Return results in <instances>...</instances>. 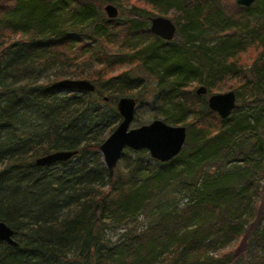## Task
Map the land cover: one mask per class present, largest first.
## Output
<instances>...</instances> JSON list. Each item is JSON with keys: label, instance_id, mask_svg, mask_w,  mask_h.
Wrapping results in <instances>:
<instances>
[{"label": "trees", "instance_id": "1", "mask_svg": "<svg viewBox=\"0 0 264 264\" xmlns=\"http://www.w3.org/2000/svg\"><path fill=\"white\" fill-rule=\"evenodd\" d=\"M127 1L0 0V221L18 242L0 241V264H238L239 254L264 264V0L237 13L221 0H139L151 10ZM105 3L126 6L124 19L110 18ZM155 13H173L184 42L155 35ZM111 44L126 62H111ZM251 46L261 56L238 62ZM53 67L96 89L55 88L63 77L40 82ZM136 69L156 78L154 117L189 126L187 140L165 163L126 149L111 176L100 146L122 120L117 102L151 95ZM226 77L248 109L217 124L205 119L207 96ZM105 78L116 86L108 96ZM195 83L198 108L186 98ZM56 151L76 154L37 164ZM170 192L189 201L154 213L145 237L133 228L123 242L106 238V226L136 223L155 203L169 204ZM238 240L236 251L211 255Z\"/></svg>", "mask_w": 264, "mask_h": 264}, {"label": "water", "instance_id": "2", "mask_svg": "<svg viewBox=\"0 0 264 264\" xmlns=\"http://www.w3.org/2000/svg\"><path fill=\"white\" fill-rule=\"evenodd\" d=\"M256 0H237L241 6L250 7ZM110 18H116L118 9L113 4L104 7ZM151 31L165 41H172L177 32L176 24L164 16L150 18ZM2 65L0 64V72ZM61 90H80L93 92L96 86L87 79H61L53 84ZM200 92V90H199ZM205 92V91H204ZM107 100V99H106ZM208 107L217 112L222 119L229 118L239 107L234 91L211 94L207 99ZM137 100L132 96H123L117 102L121 122L100 146L104 163L111 176L121 160L125 149L134 151L148 150L152 159L162 163L178 156L186 143L187 128L183 125H171L162 119H154L148 124L130 128L135 119ZM76 154L75 151H56L37 159L39 166H50L60 161H67ZM0 241L17 246L14 230L5 222L0 221Z\"/></svg>", "mask_w": 264, "mask_h": 264}, {"label": "rangeland", "instance_id": "3", "mask_svg": "<svg viewBox=\"0 0 264 264\" xmlns=\"http://www.w3.org/2000/svg\"><path fill=\"white\" fill-rule=\"evenodd\" d=\"M108 4H113V3H105L103 5V8L105 6H107ZM128 4H136L137 6L144 7L146 9H148V10H151L150 7H147L145 4H143L139 0H129V1H127L126 6ZM113 5H115V4H113ZM221 5L224 7L226 12H229V13H237L238 12V8L237 7L239 6V4L237 3V0H221ZM125 7H124V9L121 8V7H119V8L117 7V9H118L117 17H120V19H122V18L124 19ZM155 15L156 16L167 17V18L171 19L174 22L173 13H169V14H160V13L156 14L155 13ZM251 18H254V16H251ZM117 30H119V29H117ZM119 31H120V36L123 37L124 36V32H122L121 30H119ZM178 32L179 31H178V27H177L176 35H177ZM157 42L161 43V41H157ZM157 42H155V43H157ZM167 42H170V41H167ZM171 42H173V44H175V45L176 44L180 45L182 42H184L183 34L181 35V33H178L177 37L175 39H173ZM107 47H108V52L109 53H111V54L117 53L118 54V55L114 56L115 59L112 60L111 62H126L125 60H122V55H121L123 53V51H125V49L121 50L120 47L114 46L112 44L108 45ZM261 53H263L262 49L254 47V46H251V47H249L247 49V51H245L243 54H241L239 56L237 61L242 63V64H251L255 59H257L258 57L261 56ZM189 62H192V64L194 62H196L195 59L193 58V56L189 58ZM88 67H91L90 63L88 64ZM122 67H123V69H121ZM131 67H132V65L116 66V67H112V69L108 70V72H116V73H118L120 71L123 72V70H127L128 68H131ZM134 74L136 76H140V77L145 78V79L148 80L147 86H148L149 91L151 92V95H148V98H146V100L142 101L141 105H140V103L137 100L136 110L138 109V106H140L141 109L137 113L138 116L135 117V119L132 122L130 128H135V127H139V126L144 125V124H148V123H150L151 121H153L154 119H157V118L164 120L161 116H157V118H155L154 115L158 114V113H156V110L152 111V101L155 98V94H152V92L154 91L152 88L156 84V78L155 77H149L147 73L140 71V69H136L134 71ZM60 77H63L62 79H64V78L73 79L74 78L73 77V71H70L69 69H61V68L53 67V68H50V69L46 70L45 72H43L41 74L40 82H47V81H50V80L52 81V80H56V79H58ZM74 79H77V78H74ZM102 85L105 88L104 90H106V96L110 95L109 92L111 93L116 88V86L114 85L113 82H108L107 78H105V80L102 82ZM218 86H219V88L217 87L218 89L215 88V89L212 90L214 93H223V92H228V91H234L236 93V95H237V92L235 90L238 87L236 79H229L228 77H226V78H224V80ZM198 87H199V84H197V83L193 84L192 87H191V90L188 89L189 90V94L187 93L188 95H186L187 101H189V103H191L192 105H195L196 108L200 107L201 102L204 99V96H202V95H199V96L196 95V94L194 95V93H196V89ZM136 91H138V89H136ZM61 92H63V91H61ZM213 92H210L209 94L210 95L214 94ZM210 95L207 96V99H208V97ZM134 98H137V97L135 96ZM237 103H238V105H240V111L242 112V114H244L247 111V109H248L246 107L247 104H246L245 99L243 97H238L237 96ZM208 109L209 110H206V112L204 113L205 119L208 120V121L216 120L217 124H219L220 123L219 119L221 118L220 115L217 112H214L213 110H211L209 107H208ZM174 125H182V124H174ZM183 126H185L186 128L189 127L187 125H183ZM197 126H200V125L196 124V126L193 127V130H196ZM187 135H188V132H187ZM125 151H126V149H125ZM58 169H60L59 166L52 167V170H58ZM117 170H118V165H117V167L115 169L114 175L117 174ZM182 193L183 192L174 195V194H172L170 192L169 194L173 197V200L169 204L164 203L165 201L155 203L153 205V208L150 207L147 210V212L139 214V216L137 217L136 223L133 222V223L127 225V226H125V225L117 226V227H113V226H110V225L106 226V228H105L106 238L109 239V241L111 243L123 242L126 239V237H127L126 234H127L128 230L129 229H133V228H135L136 232H138L140 234H142L144 232V235H142V236L145 237V233L148 232L147 230L150 229V225L154 222L155 218L152 217V215L154 213L157 214L160 210H163L164 208H166V209L171 208L174 205V203H177L178 207H180V208L187 204L189 199H188V197L186 195H183ZM240 242H241L240 240H238L236 242L232 241V243L230 245L224 246V247L223 246L220 247L218 249V251H213L211 253V255L219 257L223 253H227L229 251L234 252V251H236V249H238V246H239ZM235 260L237 262H239L238 264H252L250 254L247 257H244L243 254L242 255L239 254L238 258H236Z\"/></svg>", "mask_w": 264, "mask_h": 264}]
</instances>
